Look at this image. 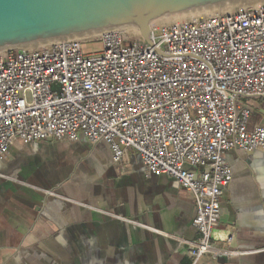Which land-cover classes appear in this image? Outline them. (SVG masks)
<instances>
[{
	"label": "built area",
	"instance_id": "obj_1",
	"mask_svg": "<svg viewBox=\"0 0 264 264\" xmlns=\"http://www.w3.org/2000/svg\"><path fill=\"white\" fill-rule=\"evenodd\" d=\"M0 51V159L13 139L105 141L114 163L136 152L194 201L190 264L239 254L212 238L232 172L224 154L264 149L245 97L264 98V3ZM87 41L101 48L84 52ZM231 234L225 241L229 243Z\"/></svg>",
	"mask_w": 264,
	"mask_h": 264
},
{
	"label": "crops",
	"instance_id": "obj_2",
	"mask_svg": "<svg viewBox=\"0 0 264 264\" xmlns=\"http://www.w3.org/2000/svg\"><path fill=\"white\" fill-rule=\"evenodd\" d=\"M249 127L264 126V98L245 97ZM217 229L239 254L201 264H264V149L233 148ZM194 201L167 175H150L105 141L13 139L0 159V264H190Z\"/></svg>",
	"mask_w": 264,
	"mask_h": 264
},
{
	"label": "water",
	"instance_id": "obj_3",
	"mask_svg": "<svg viewBox=\"0 0 264 264\" xmlns=\"http://www.w3.org/2000/svg\"><path fill=\"white\" fill-rule=\"evenodd\" d=\"M239 0H0V51L137 27L148 41L155 20ZM229 230L212 238L225 242Z\"/></svg>",
	"mask_w": 264,
	"mask_h": 264
},
{
	"label": "bare ground",
	"instance_id": "obj_4",
	"mask_svg": "<svg viewBox=\"0 0 264 264\" xmlns=\"http://www.w3.org/2000/svg\"><path fill=\"white\" fill-rule=\"evenodd\" d=\"M262 2H264V0H239V1H234V2H229V3L217 5V6L203 8V9H199V10L187 11V12L180 13V14L162 17V18L155 20L154 22L155 23L156 22L157 23L158 22H169V21L178 20L181 18L198 17V16L206 15L207 13L209 14V12L211 13L213 11H217V12L228 11V10H231L234 6H239L240 8L256 6V5L261 4ZM125 30L132 33V34L133 33H139V34L142 33V30L137 28V27L125 28ZM99 34H101V33L87 35V36L78 37V38L79 39H86V38H91V37L99 35ZM49 44L30 46V47H24V48H38V47H42V46H47Z\"/></svg>",
	"mask_w": 264,
	"mask_h": 264
},
{
	"label": "rangeland",
	"instance_id": "obj_5",
	"mask_svg": "<svg viewBox=\"0 0 264 264\" xmlns=\"http://www.w3.org/2000/svg\"><path fill=\"white\" fill-rule=\"evenodd\" d=\"M262 3H264V2H262ZM238 8H240V7L234 6L232 9H238ZM214 12H217V11H213L211 13H214ZM211 13L209 12V14H211ZM100 48H101V43L99 41H87V42H84L82 45V49L84 52H94V51L100 50Z\"/></svg>",
	"mask_w": 264,
	"mask_h": 264
}]
</instances>
